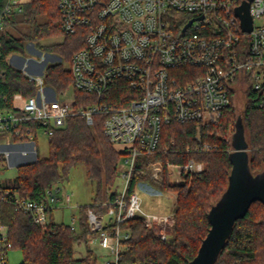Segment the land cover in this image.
<instances>
[{
	"label": "built area",
	"instance_id": "built-area-1",
	"mask_svg": "<svg viewBox=\"0 0 264 264\" xmlns=\"http://www.w3.org/2000/svg\"><path fill=\"white\" fill-rule=\"evenodd\" d=\"M23 1L4 0L0 31L5 18L22 11ZM242 1L57 0L62 33H80L84 39V46L69 60L72 87L93 95V101L75 106L73 96L59 100L45 86L43 74L26 72L28 65H24L20 70L34 81L37 92L30 97L14 93L9 108L0 107V133L8 141L34 143L38 129L48 136L67 117L80 115L92 125L93 116H102L104 135L122 154L118 174L123 188L104 212L89 210L87 214L93 232L89 242L111 256L99 264H119L129 237V230L119 224L126 219L140 215L148 228L164 221L166 215L141 208L136 191L124 197L135 157L156 149L162 124H193L195 151L206 152L217 145L202 140L201 131L223 127V115L236 93L245 98L247 89H252L257 105L264 106V0H248L249 31L242 30L235 13ZM114 82L122 88L118 100L107 92ZM8 152L0 149L2 156ZM203 168V162L192 159L177 166L185 174H198ZM161 172V164L153 163L151 175L157 178ZM44 194L46 201L42 202L16 194L9 198L15 209L45 227L48 210L60 201L68 205L71 197L62 193L59 182ZM69 224L74 228L73 219ZM8 248L6 227L0 222V264H7Z\"/></svg>",
	"mask_w": 264,
	"mask_h": 264
},
{
	"label": "trees",
	"instance_id": "trees-1",
	"mask_svg": "<svg viewBox=\"0 0 264 264\" xmlns=\"http://www.w3.org/2000/svg\"><path fill=\"white\" fill-rule=\"evenodd\" d=\"M3 2L0 0V6ZM60 19L57 0H24L22 11L4 19L0 31V94L5 99L0 96V107L9 108L14 93L30 97L37 92L34 81L7 62L10 54H24L29 43L61 57L45 67L46 87L58 95L71 88L75 106L93 101V95L72 87L71 72L64 65V62L69 63L74 51L84 46L83 35L63 34ZM60 34L59 42H42ZM111 85L107 92L118 100L122 90L120 82ZM233 109L232 101L226 112L231 113ZM101 117L93 116L92 125H87L80 115L67 117L63 126L47 136V157L17 165L13 178H0V222L6 227L10 248L22 254L16 264H99L95 251L87 246L93 235L87 214L89 210L104 212L118 196L119 192L112 187L122 156L104 135ZM233 117V128L222 118L223 127L219 131L213 127L201 131L202 140L217 145L214 150L195 151L193 124L170 122L162 124L156 149L135 157L125 199L139 182L148 179L143 171L151 162L159 161L165 167L167 163L179 165L192 159L203 162L204 168L198 174H183L179 184H170L164 169L160 186L165 191L176 192L171 233L162 239L144 225L140 215L126 219L119 224L129 230V237L124 241L127 247L119 264H187L197 254L210 228V210L229 183L233 166L231 137L238 118L243 127L250 174L264 173V106L257 105L255 91L247 89L242 111ZM5 163L0 154V169ZM78 164L84 165L86 177L94 185V194L91 203L79 205L74 228L69 223L52 221V209L48 210L46 226L40 227L30 214L14 208L9 197L15 194L36 202L46 201L45 189L63 181L69 170ZM82 244L85 248L81 252ZM211 264H264V200L255 198L249 202L243 216L229 227Z\"/></svg>",
	"mask_w": 264,
	"mask_h": 264
},
{
	"label": "rangeland",
	"instance_id": "rangeland-1",
	"mask_svg": "<svg viewBox=\"0 0 264 264\" xmlns=\"http://www.w3.org/2000/svg\"><path fill=\"white\" fill-rule=\"evenodd\" d=\"M62 40V34L58 36H54L48 39L43 40L44 43H52V42H59ZM9 63L14 65L18 69H24V65H28L26 67V72H30L34 75L43 74L45 67L51 63L54 60H61L60 56H56L54 54L48 53L44 50H40L37 48L34 44L29 43L27 45V50L24 54H10L9 55ZM16 56H19V61L16 58ZM69 63H65L64 65H67L68 67ZM36 65V68L31 69V66ZM72 98V89L69 88L64 94H59L58 99L59 100H67ZM234 104V109L231 113H225L223 115V120H227L229 123V127L233 128V116H237L239 113H241L243 108V103L245 101V98L242 94L236 93L234 99L232 100ZM18 105L21 104V101H18ZM219 131V129H217ZM3 145L4 144H13L12 141H8L6 137L3 138V140L0 142ZM22 143V142H20ZM26 143V141L24 142ZM36 154L34 151V154H31V148L30 143H26L28 145L25 149L22 150L21 153V159L27 157V158H33L37 156V158H44L48 156V140L47 136L43 133L41 129H38L36 131ZM234 144L239 148L240 151V160H244L246 157V141L244 138L243 133L239 130L235 132L234 136ZM4 147H6L4 145ZM16 147V146H15ZM15 147L10 148V153L5 155V157L8 156L7 162L5 163V167L0 169V178L1 179H10L13 178L16 174V159L15 156L17 154V150ZM13 150V152H12ZM19 159V160H21ZM153 163H160L162 166V172L160 174V177H153L151 175V166ZM178 165H173L170 163H167L164 167V165L159 161L151 162L148 167L143 171L144 175L148 177V179H145L138 183L136 186L135 191L137 192L138 196L140 197V204L141 208L149 213H155L157 215H166L164 216V221L159 225H154L153 228H150L153 232L158 234L159 236L161 234H167L170 235L171 233V227L173 223V206L174 201L176 199V192L175 191H165L160 186V181L162 179V175L164 173V169L168 174V181L170 184H179L183 181V174H185L183 171H180L177 169ZM239 177L241 176V187L244 190H255L258 187L261 186L260 181L256 180H248L244 176V166L243 162L239 164ZM59 185L62 188V193L67 192L70 194V201L68 205H63V202H59L57 207L54 208L51 212V219L55 222H64V223H70L72 219L76 223L78 221L79 217V205L89 204L92 201L93 194H94V185L93 183L86 177L85 174V168L84 165L78 164L74 167H72L69 170V173L67 174V177L59 182ZM123 188V180L118 174L115 183L112 187L113 191L120 192ZM229 199L228 194L226 193L225 196L220 199V201L215 205L211 215L217 211H220L223 206L227 203ZM87 246L95 251V254L97 256V260L103 261L105 259H109L111 257L107 250L99 247L95 242H89L87 243ZM85 246L82 244L79 248V251H83ZM21 252L18 249L8 248L6 250V260L7 264H13L15 262H19L21 260Z\"/></svg>",
	"mask_w": 264,
	"mask_h": 264
},
{
	"label": "water",
	"instance_id": "water-1",
	"mask_svg": "<svg viewBox=\"0 0 264 264\" xmlns=\"http://www.w3.org/2000/svg\"><path fill=\"white\" fill-rule=\"evenodd\" d=\"M248 5V0H243L242 3L235 8V13L240 18V25L244 31H249L251 28V16L248 11ZM189 22L183 26L182 30ZM239 130L243 133V127L240 119L238 118L235 122V131L231 137L232 151L230 153V157L233 162V166L229 176L228 186L220 197V199H222L227 193L229 199L220 211L211 215L215 205L220 201V199L210 210V228L205 237L201 240L197 254L187 264H211L229 227L237 218L243 216L249 202L255 198L264 200V173L252 176L247 163V152L245 159L240 160L239 148L234 144L235 132ZM242 162L244 166L245 178L261 182V186L257 189L244 190L241 187V176L239 177L238 166Z\"/></svg>",
	"mask_w": 264,
	"mask_h": 264
},
{
	"label": "crops",
	"instance_id": "crops-1",
	"mask_svg": "<svg viewBox=\"0 0 264 264\" xmlns=\"http://www.w3.org/2000/svg\"><path fill=\"white\" fill-rule=\"evenodd\" d=\"M14 54V53H13ZM12 55V54H11ZM10 57V56H9ZM9 57L7 58V62L9 63V61H8V59H9ZM9 64H11V63H9ZM4 137H6V135L4 134V133H0V142L3 140V138ZM7 138V137H6ZM12 141V140H11ZM13 142V144H4L6 147H4V145L2 144V143H0V149H3V148H6V149H8V150H10L11 151V149L10 148H12V147H15V149L17 150V154H16V156H15V158L16 159H21V153H22V150L23 149H25L28 145H26V143H30V150L32 151L31 152V154L33 155L34 154V151H35V154L37 153L36 152V144H35V142L34 143H32V142H29V141H26V143H24V142H22V143H20V142H15V141H12ZM26 146V147H25ZM35 147V148H34ZM10 151H9V153H10ZM12 152H13V150H12ZM3 158H4V160H5V162H7V159H8V156L7 157H5V156H3ZM16 160V163L17 164H23V163H28V162H32V161H35L36 159H37V156H35V157H33V158H27V157H25V158H23V159H21V160ZM20 261V260H19ZM98 262H101V261H99L98 260ZM16 263H18V262H15V263H13V264H16Z\"/></svg>",
	"mask_w": 264,
	"mask_h": 264
}]
</instances>
